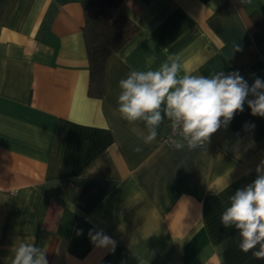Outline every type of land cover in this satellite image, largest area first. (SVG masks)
<instances>
[{
    "label": "crops",
    "instance_id": "obj_1",
    "mask_svg": "<svg viewBox=\"0 0 264 264\" xmlns=\"http://www.w3.org/2000/svg\"><path fill=\"white\" fill-rule=\"evenodd\" d=\"M97 1L0 0V264L21 241L48 264H264L221 223L264 161V117L245 102L202 146L176 150L167 119L144 144V124L117 111L119 81L170 55L181 74L264 80V0H122L137 31L109 55L99 98L82 36Z\"/></svg>",
    "mask_w": 264,
    "mask_h": 264
},
{
    "label": "clouds",
    "instance_id": "obj_2",
    "mask_svg": "<svg viewBox=\"0 0 264 264\" xmlns=\"http://www.w3.org/2000/svg\"><path fill=\"white\" fill-rule=\"evenodd\" d=\"M236 50H239L237 48ZM182 73L179 57L168 56L157 69H132L119 81L117 111L129 124L142 122L144 144L152 143L157 129L167 119L175 135L172 146L195 149L207 142L234 115L243 112L245 102L253 116L264 117V80L256 78L251 86L233 71L216 72L211 76ZM253 99H248L249 96ZM133 131H136L134 128ZM142 151L140 147L134 149ZM257 178L229 198V206L221 215L225 227L239 230L240 249L264 259V161L256 168ZM90 240L98 247L115 245L103 231L90 230ZM12 264H48L46 252L33 243L21 241L14 250Z\"/></svg>",
    "mask_w": 264,
    "mask_h": 264
},
{
    "label": "trees",
    "instance_id": "obj_3",
    "mask_svg": "<svg viewBox=\"0 0 264 264\" xmlns=\"http://www.w3.org/2000/svg\"><path fill=\"white\" fill-rule=\"evenodd\" d=\"M122 0H98L84 6L82 36L88 61V95L99 98L103 92L106 61L136 33V25L118 12Z\"/></svg>",
    "mask_w": 264,
    "mask_h": 264
},
{
    "label": "built area",
    "instance_id": "obj_4",
    "mask_svg": "<svg viewBox=\"0 0 264 264\" xmlns=\"http://www.w3.org/2000/svg\"><path fill=\"white\" fill-rule=\"evenodd\" d=\"M181 139L178 135H175L173 129L170 125V122L166 125V130L162 136V140L166 144H172L173 140ZM202 146V145H201Z\"/></svg>",
    "mask_w": 264,
    "mask_h": 264
}]
</instances>
